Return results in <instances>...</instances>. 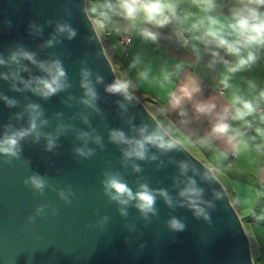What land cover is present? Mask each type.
Segmentation results:
<instances>
[{
	"label": "water",
	"instance_id": "1",
	"mask_svg": "<svg viewBox=\"0 0 264 264\" xmlns=\"http://www.w3.org/2000/svg\"><path fill=\"white\" fill-rule=\"evenodd\" d=\"M58 25H68L75 35L68 39L57 32ZM20 50L37 62L59 61L68 87L47 98L24 88L21 81L45 73L26 59L12 62V54ZM0 59L5 61L0 77H8L0 78V97L15 101L9 106L0 99V134L26 128L25 108L36 104L46 121L40 132L56 137L50 151L44 136H28L21 141L19 160L5 163L0 158V264H254L242 220L212 169L168 134L133 93L126 99L106 91L119 79L86 0H0ZM85 68L97 94L95 108L81 102L80 73ZM142 127L161 131L175 146L163 151L148 145L144 160H126L127 146L112 143L109 133L119 130L138 138ZM81 133L89 134L86 145ZM84 146L92 155L76 153ZM181 164L187 165L186 171ZM106 173L119 174L133 192L141 184L164 190L173 203L169 206L157 196L155 214L145 218L130 203L127 215L121 216L120 206L104 194ZM33 174L45 180L43 193L23 183ZM189 179L201 190L198 206L207 218L195 215L179 196ZM60 191L71 193L70 203L59 199ZM40 205H47L45 214L29 221ZM170 218L179 220L183 229H170Z\"/></svg>",
	"mask_w": 264,
	"mask_h": 264
},
{
	"label": "crops",
	"instance_id": "2",
	"mask_svg": "<svg viewBox=\"0 0 264 264\" xmlns=\"http://www.w3.org/2000/svg\"><path fill=\"white\" fill-rule=\"evenodd\" d=\"M168 2L176 4L177 18L157 27L144 23L142 14L136 21H130L119 14V9L110 11L103 7L115 5L119 0H86L99 38L114 53L118 79L129 82L134 94L155 101L158 116L214 174L220 175L232 205L246 218L253 262L264 264V135H261L264 133V97L261 95L264 93V48L257 50L254 63L229 72L224 62L234 64L236 57L196 39L207 28V17L227 23L232 10L250 0ZM207 4L213 7L205 11L203 6ZM101 12L108 16L103 28L97 24L98 20H103ZM201 20L205 21L204 27L193 29L192 26ZM145 28L158 34L156 40L145 39L140 34ZM122 35L130 37V41L121 43L119 37ZM213 51L219 56L213 57ZM225 77L227 87L222 82ZM190 80L196 82L199 91L188 98L182 96L180 89L190 86ZM220 87L223 93L219 91ZM173 95L182 96L178 107L170 103ZM235 97L251 102L255 110L243 119H233L236 107L240 106H233ZM209 102L215 105L211 112L196 111L197 104ZM221 117L230 131L211 133ZM247 125H250L248 129ZM230 136L236 138L230 141Z\"/></svg>",
	"mask_w": 264,
	"mask_h": 264
},
{
	"label": "clouds",
	"instance_id": "3",
	"mask_svg": "<svg viewBox=\"0 0 264 264\" xmlns=\"http://www.w3.org/2000/svg\"><path fill=\"white\" fill-rule=\"evenodd\" d=\"M104 8L110 11L119 9V14L130 21H136L142 14L143 21L146 24H152L157 27H163L167 25L171 20L176 19V4L168 2V0H119V3L105 4ZM204 10H210L213 5H204ZM264 0H250L249 3L241 4V6L232 10L231 17L227 23H221L219 20L213 17H207V28L200 37L196 39L202 40L205 44H212L215 48H222L226 54L236 57L234 64L229 65L228 62H224L229 72H236L243 69L257 59V50L264 48ZM95 11V9H93ZM100 16L103 20H98V27L103 28V23L108 19L106 13L101 12ZM205 21L201 20L198 24H194L193 29H199L204 27ZM227 29V31H225ZM57 32L66 33L67 38L71 39L75 32L68 25H58ZM145 39L156 40L157 33L143 29L140 33ZM52 40L48 41L51 45ZM213 57H218L219 53L213 51ZM26 59L33 64H36L38 68L45 73L43 77L32 78L29 81H21L24 88L29 89L33 93L41 96L42 98L50 97L57 92H60L68 87L66 83V74L57 60L50 62H37L34 59L33 54L20 50L17 53L12 54L10 60L14 63H18L19 59ZM5 61L0 59V64H4ZM80 86L84 90V98L82 103L86 106L95 108V101L97 99L96 91L90 80L91 73L85 68L81 69ZM0 78L8 79L7 76ZM96 81L100 82L101 77L97 76ZM227 77L224 81L225 87H227ZM106 91L110 93H121L125 98H129V82L124 80H118L112 85L106 88ZM199 91V87L194 80H190V86L186 85L180 89L182 96L191 98L192 94ZM264 97V93L261 94ZM182 96L173 95L170 103L173 107H178L181 103ZM9 106L15 104L14 100H8L4 97ZM233 106L236 107L233 119H243L245 116L250 115L254 110V105L246 100H242L240 97H235L232 100ZM196 111L201 113H208L215 107L213 103H200L196 106ZM25 111L28 113V126L26 128L8 130L0 134V158L3 162L8 163L13 160L20 159L21 141L26 137L32 136L34 140H39L41 136L46 139V150H52L55 147L56 137L52 134H45L40 132V127L46 124V121L40 119L42 112L39 105L29 104L26 106ZM227 113L228 109H224ZM183 114V113H182ZM62 130L61 128L58 131ZM230 131V127L227 123L223 122V117L216 123L211 133L225 134ZM237 136L239 133L236 134ZM264 135V133H261ZM85 141L89 139L88 133H81L80 137ZM235 136H230L229 140L235 139ZM109 140L115 144L126 145L123 150V156L126 160L136 159L144 160L148 151L147 146L152 145L160 150L168 151L175 145L172 141L167 140L165 135L155 130L148 132L146 128H140L138 130V138L126 137L122 131L112 130L109 133ZM93 142L99 144L100 138H93ZM203 143V141H202ZM239 148V145H237ZM76 153L82 157H88L92 155V150L86 146L75 149ZM154 159V157H151ZM133 170L139 172L140 169L135 164L132 165ZM180 168L183 171L187 170L186 164H181ZM26 186H29L33 192L43 193L46 185L45 180L38 174L29 175L23 181ZM104 194L109 200L115 202L120 207L118 211L121 216L127 215L126 208L132 203V205L141 213L145 218L149 214H155L156 209L154 207L157 196L164 199L165 203L169 206L173 201L171 197L164 190L154 191L148 188L147 185L141 184L136 192H133L126 182L116 173H106L105 178L101 181ZM71 193L66 194L64 191L58 192L59 199L65 204L70 203L69 196ZM201 190L195 186V182L191 179L188 180L187 185L180 191L179 196L183 197L188 205L194 209V214L197 216H204L207 218L203 208L199 207ZM47 205L38 206L34 215L29 217V221H32L35 217H39L45 214ZM53 214L55 210H52ZM107 219L106 217L104 218ZM168 226L172 230H182L184 225L176 218H170Z\"/></svg>",
	"mask_w": 264,
	"mask_h": 264
},
{
	"label": "rangeland",
	"instance_id": "4",
	"mask_svg": "<svg viewBox=\"0 0 264 264\" xmlns=\"http://www.w3.org/2000/svg\"><path fill=\"white\" fill-rule=\"evenodd\" d=\"M86 11L88 13V15L90 16L89 14V11H88V7H87V4H86ZM91 18V17H90ZM117 75V74H116ZM157 120L159 121V123L162 125V127L164 128V130L170 134L173 138H175L176 140H178L180 143H182L194 156L197 157V154L195 153V151L193 149H191L190 146L187 145V143L180 137V135H178L177 133H175L172 128L169 126V124L167 122H165L164 120H162L159 116H156ZM198 158V157H197ZM215 176L216 178L221 182V184H224V181L223 179L220 177L219 174H216L215 173ZM240 219L242 220V224H243V227L246 231V233L248 232L249 228H248V224H247V221H246V218L244 215H239Z\"/></svg>",
	"mask_w": 264,
	"mask_h": 264
},
{
	"label": "trees",
	"instance_id": "5",
	"mask_svg": "<svg viewBox=\"0 0 264 264\" xmlns=\"http://www.w3.org/2000/svg\"><path fill=\"white\" fill-rule=\"evenodd\" d=\"M102 45H103V47H104V50H105V52H106V55H107L108 59L110 60L112 66H113V68H114V64H115V60H114L115 58H114V56H113L114 53L111 52V51L109 50V47H108L107 43L102 42ZM114 70H115V68H114ZM129 91H130L131 93H133V92L130 90V87H129ZM133 94H134V93H133ZM134 95H135L136 97H138V98L144 103V105L149 109V111H150L155 117L159 115V114H158V112H159V108H158V105L155 103V101L151 100L150 97L142 96V95H140V94H134Z\"/></svg>",
	"mask_w": 264,
	"mask_h": 264
},
{
	"label": "built area",
	"instance_id": "6",
	"mask_svg": "<svg viewBox=\"0 0 264 264\" xmlns=\"http://www.w3.org/2000/svg\"><path fill=\"white\" fill-rule=\"evenodd\" d=\"M119 41L121 42V43H123V44H126V43H128L129 41H130V37H128V36H126V35H122V36H120L119 37ZM183 43H185V41H182ZM219 91L221 92V93H223V88L222 87H220L219 88ZM250 127V125H247V129Z\"/></svg>",
	"mask_w": 264,
	"mask_h": 264
}]
</instances>
